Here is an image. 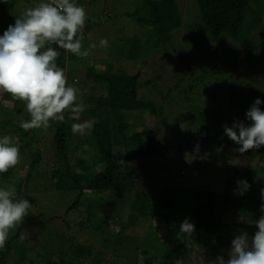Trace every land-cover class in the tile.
<instances>
[{
    "label": "rangeland",
    "instance_id": "374dc122",
    "mask_svg": "<svg viewBox=\"0 0 264 264\" xmlns=\"http://www.w3.org/2000/svg\"><path fill=\"white\" fill-rule=\"evenodd\" d=\"M176 1L184 24L172 30L169 35L156 39L150 28L142 27L133 16L127 14L135 12L143 0H76L87 13L84 28L88 29L86 28L84 47L87 49L91 44L96 47L90 48L86 57L74 59L67 55V62L61 60L56 63L65 68L68 83L79 89L78 98L85 105V109H93V100L106 90L97 75L110 69L125 70L133 75L137 80L139 97L153 102L152 114L148 111H140L141 117L129 114L133 122L130 132L151 131L155 142L151 159L130 163L133 168L147 167L135 171L137 188L147 189L150 193L157 187L171 185L214 191L229 190L230 188L226 187V173L230 169L264 167V155L260 156L262 153H259V148L255 149L256 157L241 154L234 147V142L225 135L223 128L225 124L231 127L234 121H243L249 125L251 121L246 119L245 113L256 98L261 99L259 107L264 110V64L253 61L242 63L240 57L237 59L233 52L228 50L223 53L212 43L203 42L200 36L190 30L192 24L205 21L200 17L196 0ZM25 8L23 4L18 3L11 9V13L19 15ZM101 39H107V47L100 46ZM235 91L251 96L248 106L241 107L240 112L237 108L227 107L228 97ZM85 96L95 98L86 101ZM91 117L88 111H84L81 120ZM28 119L30 116L24 109L21 114L14 116L10 121L12 123L6 127L5 134L11 135L18 146L20 143L16 134L9 132L10 126L20 125L23 120ZM203 125L206 127L203 128ZM198 127L210 134V142L199 141L196 136ZM50 132L48 127L33 129L23 143L29 144L32 139V147L25 145L23 153L19 151L21 159L18 166L25 179L19 195L27 199L32 207L27 215L30 219L24 220L25 224L14 244L16 247L24 245L26 264L30 261H33L32 264H60L58 252L62 251V244L66 240L67 244L63 250L66 261L72 259L74 264H95L96 260L100 259L103 261L99 264H123L125 258L113 257L111 248H107L114 239L113 230L119 229L134 239L137 236L143 237L148 233L149 220H139L141 227L124 230V216L120 214L122 219H116L121 211L107 205L97 206L93 200L98 199L92 191L83 193L82 205L78 209L68 210L78 191L55 188L57 174L64 170V164L56 162L58 158L54 153ZM86 135L73 134V138L68 140L71 145L70 164L81 174L79 178L83 182L86 177L77 166V160H85V163L92 167V171L102 168L96 158L95 148L79 144ZM260 148L264 149V146ZM115 149L118 150L119 146L116 145ZM30 151H40L42 159L35 168L28 171ZM232 189L236 190V187ZM259 194L261 195V191ZM88 211L95 212L98 217L106 214L114 217L117 223H110L109 229L103 232L104 236L111 239L110 243L101 242L103 236L93 230L97 219L94 216L87 219ZM242 217L241 213L228 210L225 221H248L241 219ZM19 226L10 231L4 248H0V253L6 249L7 243L17 233ZM160 229L161 235L166 237L167 232L163 231L162 227H159ZM255 231V224L245 230L248 234ZM241 232L235 227L221 229L218 233L217 251L180 253L174 255L169 264H176L178 260L182 261V264H210L216 261L217 256L227 259L231 240ZM180 236L184 242L189 241L188 236L182 233ZM175 237L174 234L168 235L169 239ZM78 242L93 244L90 257H76L74 251ZM12 250L16 253L11 252ZM12 250L10 258L0 264H17V257L20 258L23 253L18 255L16 249ZM145 258L143 261L147 263ZM49 259H52V262ZM141 263L137 261L133 264Z\"/></svg>",
    "mask_w": 264,
    "mask_h": 264
},
{
    "label": "trees",
    "instance_id": "16d2710c",
    "mask_svg": "<svg viewBox=\"0 0 264 264\" xmlns=\"http://www.w3.org/2000/svg\"><path fill=\"white\" fill-rule=\"evenodd\" d=\"M39 2L40 0H7V2L0 0V35H3V32L10 24L14 23L18 16L11 13L12 8L18 3L27 8ZM196 2L200 17L205 21L192 24L190 30L193 34L200 36L203 42L212 43L223 53L228 50L233 52L237 59L240 57L239 60L242 63L253 61L264 64V0H196ZM127 14L133 16L142 27L150 28L156 35V39L169 35L172 30L178 29L184 24L176 0H143L135 12ZM86 28L83 29L85 38L88 29ZM54 47L57 46L54 45ZM57 51L59 52L57 61L65 60L67 62L69 58L67 55L74 59L81 58L58 47ZM111 70L97 75V79L102 82L106 90L101 92L95 100H93L94 96H85L86 101L93 100L95 102L93 109H85V111L92 115L90 119L95 118L96 123L86 138L81 139L79 143L95 148L96 158L102 165L100 170L92 171V167L86 164L85 160H77V166L81 169L82 175L86 177L83 182L79 178L81 174H78L76 169L71 166L69 152L71 145L68 140L73 138L71 124L75 121L68 118L67 112L65 113V122L53 120L48 126V129L51 130L50 139L53 142L54 153L58 158L56 162L64 164V170L57 174L55 188L78 191L68 210L78 209L82 205L83 193L92 191L97 196L98 200H93L98 204L97 206L107 205L121 211L116 219H122L124 216L126 219L124 230L141 227L139 220H149L148 233H145L143 237L137 236L134 239L117 229L113 230L114 239L111 242V239L104 236L103 232L109 229L110 223H117L114 217L107 214L98 217L93 211H88L89 215L88 212L86 213L87 219L90 216L97 219L94 222L93 230L96 234L103 236L101 242L106 244L111 242L112 246L109 244L110 246L108 245L107 248H111L113 257H124L123 264H133L137 261H141V264H169L171 258L180 253L197 251L213 253L218 250L219 230L235 227L245 232L247 228H252L255 221L262 215L260 205L264 201H262L259 192L264 187V167H260V169L241 167L230 169L226 173V187H229L230 191L192 189L171 185L157 187L150 193L147 189L141 190L136 187L135 171L147 167L136 166L133 168L130 163L151 159L154 155L155 142L151 131L146 133L130 132V125L133 123L130 115L141 117L140 111H148L152 114L154 104L150 100L139 97L137 80L133 75L125 70ZM250 99V95L235 91L229 95L227 107L229 109L237 108L240 112L241 107L248 106ZM24 109V102L0 89V137L7 135L5 134L6 127L12 123L10 121L14 116L21 114ZM244 124L247 125L245 122ZM204 127L206 126L203 125ZM203 128H197L196 136L199 141L208 143L212 137ZM32 130L25 132L19 124L10 126L9 132L16 134L21 153H23L25 145H31L30 147L33 145L32 139L29 144L26 142L23 145ZM116 145L119 146L118 150L115 149ZM234 147L238 150L240 146L234 143ZM258 151L260 154L262 153L260 156L264 155L263 148H259ZM243 154L248 157H256L255 149ZM29 156L31 158L29 157L28 171L35 168V165L42 159L40 151H33ZM18 165L5 173H0V187L9 184L15 185L19 195L25 179L20 174L21 170ZM241 179L246 180L250 185L249 192H245L243 195L232 189L234 186L236 190L238 189L237 181ZM228 210L241 213L243 219H248V221H225ZM186 217L190 218V222L195 226V231L189 237L188 242H184L179 233L180 223ZM26 219L29 220L30 216H26L24 220ZM24 220L17 233L7 243L6 249L0 253V263L8 260L11 252L14 251L12 249H16L18 255L20 252L23 253L20 258L17 257L16 263L26 264L24 245L16 247L14 244L25 224ZM159 227L167 232L166 237L161 235ZM169 233L176 237L169 239ZM253 234V232L250 233L249 237ZM66 241L62 244V251L58 252L60 262L74 264L75 261L72 259L65 260L66 256L63 250L67 244ZM74 252L77 258L90 257L93 252V244L78 242ZM99 255L101 256V254ZM144 257H146L147 263L143 261ZM50 261L52 262V259ZM100 261L103 260L97 259L95 264H99ZM32 263L33 261H30L29 264Z\"/></svg>",
    "mask_w": 264,
    "mask_h": 264
},
{
    "label": "clouds",
    "instance_id": "9594fccd",
    "mask_svg": "<svg viewBox=\"0 0 264 264\" xmlns=\"http://www.w3.org/2000/svg\"><path fill=\"white\" fill-rule=\"evenodd\" d=\"M86 18L84 7L76 0H40L25 8L0 35V89L24 102L30 116L20 124L25 132L47 128L53 120L65 122L66 112L70 120L77 121L71 124L74 135L83 136L93 129L95 118L81 120L85 105L78 98L79 89L68 83L65 70L56 63L57 47L77 57H86L89 49L96 47L95 44L84 47ZM99 44L107 47L108 41L101 39ZM261 103V99L256 98L246 111V119L251 121L249 125L243 121H234L231 127L223 125L225 135L240 146L241 154L264 146ZM19 163V146L14 138L0 137V173ZM237 185L235 191L240 195L250 188L244 179L238 180ZM261 196L264 201V189ZM31 207L27 199L18 195L15 185L0 187V248H4L10 231L23 223ZM260 211L262 215L255 221L257 231L251 237L247 232L234 236L228 258L217 256L210 264H264V202ZM194 231V223L186 217L180 223L179 232L191 237Z\"/></svg>",
    "mask_w": 264,
    "mask_h": 264
}]
</instances>
